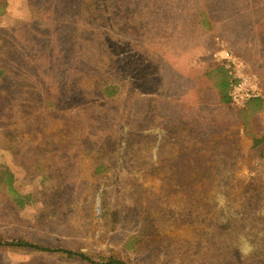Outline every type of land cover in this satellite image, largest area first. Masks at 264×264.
<instances>
[{
  "label": "rangeland",
  "instance_id": "rangeland-1",
  "mask_svg": "<svg viewBox=\"0 0 264 264\" xmlns=\"http://www.w3.org/2000/svg\"><path fill=\"white\" fill-rule=\"evenodd\" d=\"M118 1L132 25L116 38L147 47L161 75L141 109L85 0H0V242L129 264H264V107L247 132L206 76L228 50L264 100V0ZM199 9L208 30L191 22ZM105 82L117 96H100ZM142 223L152 233L139 237ZM0 264L89 263L6 246Z\"/></svg>",
  "mask_w": 264,
  "mask_h": 264
},
{
  "label": "trees",
  "instance_id": "trees-1",
  "mask_svg": "<svg viewBox=\"0 0 264 264\" xmlns=\"http://www.w3.org/2000/svg\"><path fill=\"white\" fill-rule=\"evenodd\" d=\"M1 6L2 5H0V15L3 10V7ZM85 7L93 16L97 25L101 27L100 31H102V33H100V37H103V41L110 46L109 48L112 55L119 54L121 53L120 51H122V83H128V74L131 75V71H133L134 74H132L131 78L133 83L132 87H137L136 91H138H135L136 96L134 99H138V107L140 109L145 108V105H142L143 102L147 100L151 101L152 99L150 96L157 93L162 84L160 82L161 75L159 73V79H157V69L155 68V70H153L156 62L153 60V57H151V52L147 47L136 45L132 48L130 43L125 41L124 34H122L121 40L116 38L119 28L124 30L126 33L131 31V18L124 3L118 0H85ZM207 16L208 15L204 10L199 9L191 16V22L194 26H199L202 29L208 30L210 28V23ZM4 74H7V69L4 66H0V98L1 95H3L5 88ZM206 76L209 79L211 77L210 80L212 88L215 90L219 102L223 105L231 104L228 93L231 88L232 81H230L231 77L228 72L220 66H215L207 71ZM98 90L100 96L108 98L115 97L118 93V88L111 82L100 84ZM263 107V98H255L249 100L244 107L237 112L238 119L243 124L244 129L247 132H251L253 129L251 121L254 116L263 109ZM254 144L256 146L259 145V139H255ZM2 172L3 184L6 186L7 191L12 194L16 198V202L21 205V197L19 198L16 196V192L13 187L14 176L7 169ZM151 230V227H147L145 223H142L141 235H139V237L152 233L150 232ZM6 246L31 249L38 253L57 254L68 259H75L89 264H129L128 262L113 257H89L84 252L63 248L59 249L51 246H42L25 241H15L10 244H3L0 242V247Z\"/></svg>",
  "mask_w": 264,
  "mask_h": 264
},
{
  "label": "built area",
  "instance_id": "built-area-1",
  "mask_svg": "<svg viewBox=\"0 0 264 264\" xmlns=\"http://www.w3.org/2000/svg\"><path fill=\"white\" fill-rule=\"evenodd\" d=\"M232 76L231 88L228 96L233 107L240 109L251 99L262 98L259 78L247 70L245 63L228 50L216 51L212 55ZM262 139L264 141V122L262 125ZM259 168L264 178V157Z\"/></svg>",
  "mask_w": 264,
  "mask_h": 264
},
{
  "label": "clouds",
  "instance_id": "clouds-1",
  "mask_svg": "<svg viewBox=\"0 0 264 264\" xmlns=\"http://www.w3.org/2000/svg\"><path fill=\"white\" fill-rule=\"evenodd\" d=\"M241 251L244 252L245 255H247L249 252L252 251V248L248 245H245V247L242 248Z\"/></svg>",
  "mask_w": 264,
  "mask_h": 264
}]
</instances>
